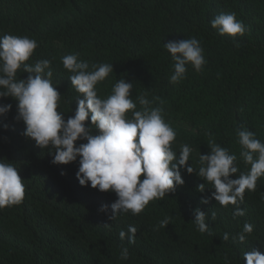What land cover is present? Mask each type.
<instances>
[{
	"label": "clouds",
	"instance_id": "clouds-1",
	"mask_svg": "<svg viewBox=\"0 0 264 264\" xmlns=\"http://www.w3.org/2000/svg\"><path fill=\"white\" fill-rule=\"evenodd\" d=\"M211 27L220 36L245 33L235 13L216 15ZM37 47V41L27 36L0 37V101L16 102L24 136L47 150L54 165L71 168L78 161L76 177L46 180L61 188L90 185L96 195L88 203L96 218L89 226L79 224L81 213L74 207L84 211L87 201L43 198L33 206L35 218L29 219L35 225L45 224L44 234L36 233L32 242H25L33 249L42 248L46 237L64 244L58 236H78L80 230L91 232L88 236L95 239L96 232L106 228L107 233L119 232L129 244L141 236L144 247H138V255L149 264H264V247L251 239L262 218L253 208L239 207L250 196L257 199L253 206L264 210L263 129L255 124L238 129L227 148L210 138V151L199 152L184 143L179 127L166 123L163 108L152 107L146 95L137 97V110L133 82L119 79L111 94L100 98L97 86L113 73V64L90 65L78 54L62 57L79 94L74 114L65 117L58 111L62 95L51 80V61L28 63ZM164 48L173 62L171 84L186 78L189 65L197 73L203 71L206 60L196 38L169 41ZM21 70L28 74L26 79L18 78ZM11 108L0 103V118H6ZM216 123L213 116L200 120L204 137L211 136ZM42 187L49 189L42 183L38 190ZM180 191L183 198L173 203ZM24 197L18 169L0 160V210L21 204ZM138 217L144 230L135 227ZM48 229L57 230L58 236L46 234ZM119 258L128 260V247H121Z\"/></svg>",
	"mask_w": 264,
	"mask_h": 264
},
{
	"label": "trees",
	"instance_id": "trees-1",
	"mask_svg": "<svg viewBox=\"0 0 264 264\" xmlns=\"http://www.w3.org/2000/svg\"><path fill=\"white\" fill-rule=\"evenodd\" d=\"M221 13H235L243 22L242 37L220 36L211 27V20ZM6 34L37 41L28 63L51 61V80L62 95L58 111L65 117L74 114L79 94L72 88L62 57L78 54L90 65L113 64V73L97 86L100 98H107L119 79L133 82L132 99L146 95L152 107H162L166 123L179 127L184 143L199 152L210 151V138L227 148L238 129L255 124L264 130V0H0V37ZM190 38L200 42L206 64L199 73L189 65L186 78L173 85L169 82L173 62L164 44ZM17 75L26 79L28 74L21 70ZM0 103L12 105L7 117L0 118V160L14 163L25 186L21 204L0 210V264H149L138 255V247H144L141 236L129 244L119 232L107 233L106 228L96 232L95 239L84 230L69 237L48 229L46 234L65 243H51L46 237L42 248L33 249L25 242L46 229L45 224L31 222L37 201H87L84 211L74 208L81 213L79 224L89 226L96 212L88 201L96 194L90 185L70 189L47 181L48 177H76L78 161L72 163L74 170L54 165L47 150L24 136L25 126L16 119V102L6 98ZM212 116L215 130L204 137L200 120ZM42 183L49 189L38 190ZM183 194L173 196V203ZM256 201L248 196L239 207L253 208L262 218L251 239L264 247V210L253 206ZM152 211L148 207L147 212ZM138 219L135 227L144 230ZM122 246L129 249L126 261L119 258ZM36 253L42 256L37 259Z\"/></svg>",
	"mask_w": 264,
	"mask_h": 264
}]
</instances>
